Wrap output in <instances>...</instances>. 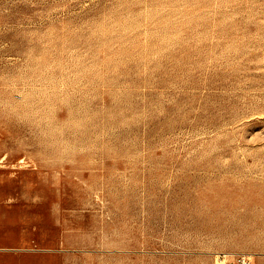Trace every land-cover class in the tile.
Listing matches in <instances>:
<instances>
[{
    "label": "rangeland",
    "instance_id": "rangeland-1",
    "mask_svg": "<svg viewBox=\"0 0 264 264\" xmlns=\"http://www.w3.org/2000/svg\"><path fill=\"white\" fill-rule=\"evenodd\" d=\"M0 264H264V0H0Z\"/></svg>",
    "mask_w": 264,
    "mask_h": 264
}]
</instances>
